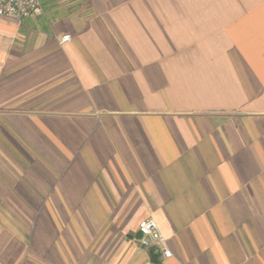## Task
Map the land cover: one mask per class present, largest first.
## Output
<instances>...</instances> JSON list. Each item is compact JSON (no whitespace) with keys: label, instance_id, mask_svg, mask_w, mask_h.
Listing matches in <instances>:
<instances>
[{"label":"crops","instance_id":"obj_1","mask_svg":"<svg viewBox=\"0 0 264 264\" xmlns=\"http://www.w3.org/2000/svg\"><path fill=\"white\" fill-rule=\"evenodd\" d=\"M41 3L0 16V264H264V0Z\"/></svg>","mask_w":264,"mask_h":264},{"label":"built area","instance_id":"obj_2","mask_svg":"<svg viewBox=\"0 0 264 264\" xmlns=\"http://www.w3.org/2000/svg\"><path fill=\"white\" fill-rule=\"evenodd\" d=\"M42 10L41 0H0V16L13 17L18 20L36 15ZM70 39V35L62 36L61 41ZM141 233L140 243L145 247H152L162 251L165 257L172 256V251L167 245L156 219L148 217L139 225Z\"/></svg>","mask_w":264,"mask_h":264}]
</instances>
